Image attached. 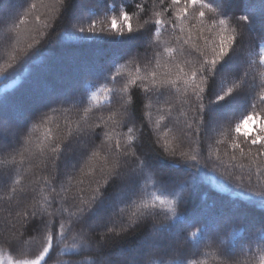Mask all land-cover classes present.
Masks as SVG:
<instances>
[{"label": "snow or ice", "instance_id": "obj_1", "mask_svg": "<svg viewBox=\"0 0 264 264\" xmlns=\"http://www.w3.org/2000/svg\"><path fill=\"white\" fill-rule=\"evenodd\" d=\"M39 6L47 8L46 20L36 2L23 15L0 14V40L11 47L0 64V156L11 166L7 182L0 172V242L10 247L0 250V264H156L145 258L152 250L158 264H203L201 248H214L218 264H257L251 243L257 233L264 243V211L257 220L236 205L197 201L196 192L207 170L246 188L248 205L260 198L264 210V111H257L264 109V0H39ZM29 15L34 24L25 31ZM51 21L64 24L56 43L80 70L66 86L37 74L50 66L44 45L56 32ZM26 61L30 77L15 88L13 74ZM89 75L103 83L95 87L84 79ZM239 101L246 107L230 116ZM140 103L156 137L147 145L137 127ZM102 104L108 115L90 122ZM116 128L127 131L114 138ZM220 145L230 149L229 161L248 162L238 164L249 170L246 181L221 171ZM26 161L32 179L20 171ZM141 225L136 247L104 254ZM93 248L94 260L60 259ZM245 249L251 255L242 260Z\"/></svg>", "mask_w": 264, "mask_h": 264}, {"label": "trees", "instance_id": "obj_2", "mask_svg": "<svg viewBox=\"0 0 264 264\" xmlns=\"http://www.w3.org/2000/svg\"><path fill=\"white\" fill-rule=\"evenodd\" d=\"M5 0H0L1 2H4ZM32 2H36L38 4V14L41 15L42 20H46L48 18V10L45 7L39 6V0H24L19 4L17 10L14 12L15 14L23 15V12L25 9L28 8V5ZM50 0H44V3H49ZM145 3L150 4V0H144ZM30 23L29 25L22 26V29L27 31L30 29L34 21L32 20V15H29L28 17ZM53 23V27L55 28L56 32L53 34V39L49 40L45 45V53L44 55L49 56L51 58L50 60V66L46 71L37 70V74L41 76L43 79H46L50 83L57 85V86H66L67 84L71 83L72 80L78 78L80 75V70L77 67V62L72 61L68 58L65 50L56 43L58 39V33L63 31L64 24L57 21H51ZM135 26V23H134ZM164 39H168L167 34L164 35ZM202 43V42H201ZM141 52L144 51L143 48L140 49ZM11 52V47L6 42L2 41L0 43V64H3V62L8 59L9 53ZM123 63V61H121ZM33 69V65L30 62H24V64L18 68V70L13 74L12 79L18 80V83L16 84L15 88L22 87L25 82L29 79L31 71ZM134 69L131 66H128L126 71H133ZM67 79V80H66ZM85 80L91 82L95 87H99L100 83H103L102 78H98L94 75H89L87 77H84ZM99 80V83L97 81ZM9 83L11 81H8ZM95 87H93L92 90H95ZM14 89H10L9 92L15 91ZM2 95H7V93H3ZM140 97H143V92H139ZM246 107V103L244 102L235 112H232L230 116H238L241 111ZM258 112L264 111V109H257ZM137 127L141 129V131L144 133L143 142L145 145H147L150 141L154 143L155 141V132L153 129L152 124L148 123V117L144 114L145 109L143 103H140L137 108ZM108 115V106L107 104H102L98 107H94L92 112L89 114V121H97L100 117H106ZM178 114L176 112L173 113V116L171 118L166 117L164 121L161 122L162 126L165 123H169V119L174 120ZM70 119L75 120L77 119V114L73 112L69 116ZM157 119H159V113H157L156 109H152V122L154 123ZM183 119V117H181ZM55 123V121H54ZM62 123V121H61ZM259 121H253V124L251 127L258 126ZM53 125H49V127H52ZM171 126V125H169ZM111 125H109V128L104 129L105 131L110 130ZM166 131L167 129H163ZM126 128H116L113 135L114 138L117 136H121L123 133H126ZM44 135V129L41 128L40 130L33 133L34 137V143L32 145V150L36 151L35 143L39 142V139H42ZM103 138V137H101ZM97 144L100 143L99 140L96 141ZM208 143H211L210 141ZM193 147L200 148L201 145H193ZM205 150L207 149V144L203 146ZM220 152H221V159L225 162L224 168L221 169V171L227 170L228 172H235L238 175L244 176L245 181L247 180V174H248V168H240L238 164H247L248 162L246 160H240L238 162H231L229 161V154L230 149H228L225 145H220ZM19 159V157H17ZM5 157L0 156V172H4V182L8 181L7 172L11 171V166L9 164H6ZM21 172L24 173L27 179H32L31 173L28 171V162H25V165L23 168L20 169ZM201 175L204 177L202 182L200 183L198 190L196 192V199L197 201L200 200L201 197H206V203L207 204H216L219 207H222V205H236L238 206L241 211H247L250 218L259 219V215L262 213V210L259 207L260 198L254 197V199L257 200V204L255 206L248 205L247 202V196L248 192L247 189H241L236 187L235 183L232 181H226L223 180L218 173H212L208 172L207 170H202ZM27 179L24 181L27 182ZM220 185L223 186V189H221ZM253 188L257 187V184L255 182V177H253ZM111 191H114L112 189ZM237 193H240V195H236ZM3 193H0L2 195ZM48 195L47 190H43L40 192V198L42 199L43 196ZM2 203V202H0ZM123 207V205H121ZM119 211V209H117ZM127 211H131L130 209H126ZM151 221L148 222V226L150 227ZM199 225L194 224L192 230H195L196 227ZM144 232V226L141 225L138 228L129 230L128 233L123 235L121 238L118 239L117 242L110 244L105 247L104 254L106 256H109L111 254H116L117 252H120L121 249L128 250L131 248H134L137 246V244L142 240ZM247 238V234H245V240ZM241 238H237L238 241H240ZM70 244L71 241H68ZM240 244H237V248L239 249ZM252 252L255 253V260L258 264V261L262 255H264V243H262L259 239V233H257L256 237L252 238ZM0 250H2L5 253H8L10 251V247L8 244L0 242ZM33 251H35V247H33ZM202 255L199 256V259L203 262V264H218V258L215 256V249L214 248H201ZM151 256V258L158 264L159 261V254L156 253L154 250L150 251L149 253L145 254V258L147 259L148 256ZM250 253H247V249H245V255L241 256L240 258L242 260H246L248 256H250ZM95 259V249L93 248L91 252L83 253L80 257H73L71 254H65L63 257H60V259ZM171 258V257H169ZM57 259L56 257L53 258V260Z\"/></svg>", "mask_w": 264, "mask_h": 264}, {"label": "rangeland", "instance_id": "obj_3", "mask_svg": "<svg viewBox=\"0 0 264 264\" xmlns=\"http://www.w3.org/2000/svg\"><path fill=\"white\" fill-rule=\"evenodd\" d=\"M24 0H5L4 2L0 3V14H9V15H13L14 12L17 10L19 4H21V2H23ZM0 43H2V40H0ZM67 80V79H66ZM244 103V101H239L233 110H231L229 112V115L232 112H235V110H237L242 104ZM252 125H250L249 127L251 128ZM119 253V252H117ZM116 253V254H117ZM116 254H111L109 256H113L115 257Z\"/></svg>", "mask_w": 264, "mask_h": 264}]
</instances>
